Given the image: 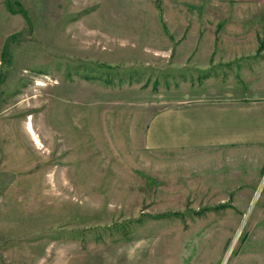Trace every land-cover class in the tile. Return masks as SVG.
Masks as SVG:
<instances>
[{"label": "rangeland", "instance_id": "obj_1", "mask_svg": "<svg viewBox=\"0 0 264 264\" xmlns=\"http://www.w3.org/2000/svg\"><path fill=\"white\" fill-rule=\"evenodd\" d=\"M252 16L228 0H0V264H264V148L142 144L150 111L186 92L248 94L211 90L195 64Z\"/></svg>", "mask_w": 264, "mask_h": 264}, {"label": "crops", "instance_id": "obj_2", "mask_svg": "<svg viewBox=\"0 0 264 264\" xmlns=\"http://www.w3.org/2000/svg\"><path fill=\"white\" fill-rule=\"evenodd\" d=\"M228 1L242 11L247 21L257 13L262 22L257 28L225 29V35L232 38L226 43L212 44V58L200 65L196 63L195 68L207 71L201 75V83L209 82L211 90L224 78L225 89L241 80L251 94H236L227 89L223 94L192 97L186 92L179 105L150 111L145 117L142 144L146 148L201 157L210 153L209 149L226 151L230 156L236 148H264V0ZM238 59L242 61L234 63Z\"/></svg>", "mask_w": 264, "mask_h": 264}, {"label": "bare ground", "instance_id": "obj_3", "mask_svg": "<svg viewBox=\"0 0 264 264\" xmlns=\"http://www.w3.org/2000/svg\"><path fill=\"white\" fill-rule=\"evenodd\" d=\"M26 124H27V125H26V126H27V131L31 134V136H32L33 140L35 141L36 145L38 144V145L41 146V143H40V141L38 140L37 135H36L34 129L32 128L31 120H30V116L28 117V119H27V123H26ZM40 146H39V147H40Z\"/></svg>", "mask_w": 264, "mask_h": 264}, {"label": "trees", "instance_id": "obj_4", "mask_svg": "<svg viewBox=\"0 0 264 264\" xmlns=\"http://www.w3.org/2000/svg\"><path fill=\"white\" fill-rule=\"evenodd\" d=\"M224 207H226V205L220 204V205H218V206H216V207H214V208H212V209H213V210H217V209H219V208H224Z\"/></svg>", "mask_w": 264, "mask_h": 264}]
</instances>
